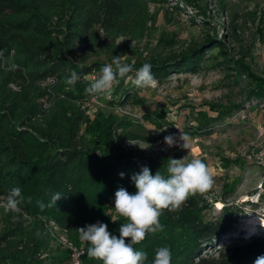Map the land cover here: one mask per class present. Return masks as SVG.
Instances as JSON below:
<instances>
[{
  "label": "trees",
  "instance_id": "trees-1",
  "mask_svg": "<svg viewBox=\"0 0 264 264\" xmlns=\"http://www.w3.org/2000/svg\"><path fill=\"white\" fill-rule=\"evenodd\" d=\"M168 1L0 0V52L17 65L8 70L0 60V199L14 187H20L25 198L19 213L0 208V264H73L69 255H61L52 248L51 221L64 228L77 245V228L85 226V219L103 214L105 204L114 203L118 188L133 193L136 188L131 176L142 166H147L152 174L158 170L166 174L168 160L172 158L134 155L123 147L124 141L149 139L136 132L127 115L105 116L98 111L90 118L95 113L89 107L91 98L101 99L105 95H89L85 89L100 75V69L112 62L113 56H119L118 38L138 42L156 32L162 4ZM151 4L155 8L151 9ZM208 5V0H179L170 9H196L190 19L203 30L201 38L179 43L174 31L162 30L154 47L147 46L145 52L126 57L122 63L134 64L137 69L150 63L154 79L161 82L171 73L199 72L206 55L214 57L218 53L219 64L229 67L235 62L236 75L246 73L250 77L248 95L264 103V77L231 56L225 42L227 33L216 37L214 20L203 17ZM171 11H164L168 22ZM220 26L223 30V21ZM231 35L234 34L228 37ZM101 54L104 59L88 61L90 55ZM73 70L81 78L75 86H68L64 81ZM64 86L68 90H63ZM112 88L110 98H106L111 106L144 103L140 94L143 88L124 80ZM240 106L232 103L214 116L199 114L196 130L206 131ZM144 117L158 123L150 115ZM162 117L159 114V119ZM225 160V166L232 162ZM120 173H124L123 178ZM261 183L264 185V179ZM26 184L31 185L30 194ZM55 192L64 197L57 201V206L41 211L37 201L48 204ZM261 195L264 199V193ZM210 208L206 192L190 195L180 209L163 211L162 232L148 234L134 247L148 254L146 264H151L155 250L164 246L171 249V264H247L264 255V231L246 238L232 237L239 233L237 221L243 208L223 202L217 214L207 217ZM35 214L39 216H28ZM119 227L112 224L108 230L119 236ZM226 239L232 242L223 245ZM218 241L222 246L215 248L213 254L203 251ZM86 247L85 244V251ZM81 264L102 261L85 254Z\"/></svg>",
  "mask_w": 264,
  "mask_h": 264
},
{
  "label": "rangeland",
  "instance_id": "rangeland-1",
  "mask_svg": "<svg viewBox=\"0 0 264 264\" xmlns=\"http://www.w3.org/2000/svg\"><path fill=\"white\" fill-rule=\"evenodd\" d=\"M176 1L179 0H169L162 4L157 30L150 38L138 42L124 37L116 40L120 45L118 55L122 61L126 57L134 58L141 51L145 52L147 46L154 47L162 30L174 31L180 40L179 43L184 44L193 37L203 36V30L198 23L195 24L190 19L196 9L185 7L179 12L171 11V6ZM208 2L203 17L214 20L216 37L220 38L219 34L227 33L225 42L231 56L249 64L254 74L264 77V0H208ZM178 5L182 8L180 2ZM201 6H204V1L201 2ZM153 8L155 5L151 4V9ZM166 9L167 12L171 11L170 22L164 17ZM195 21L199 22L198 17ZM221 21L224 22L223 30L220 26ZM209 30L211 32L212 28ZM230 33L234 35L228 37ZM96 58L104 59V56L90 55L88 61ZM219 61L221 57L218 53L214 57L207 54L203 68L199 72L171 73L161 82L155 80L153 85L144 87L140 92L144 97V103H128L122 107L126 112L109 105L106 97L101 98L99 102L89 104L90 110L95 112L91 113L90 118H94L98 111L105 116L127 115L132 120L136 132L149 138L124 141L123 147L134 155L148 154L175 159L187 156L189 160L201 159L214 176L212 188L206 191L211 203L207 217L217 214L223 202L238 205L243 208L244 213L237 221L239 233L232 237L246 238L248 235L264 231L260 220L255 224L244 221L246 216L253 214L259 215L264 222V199L261 198V194L264 193V185L261 183L264 179L262 173L264 167H261L264 164V103L258 102L255 96L248 95V88L252 86L249 82L250 77L246 73L237 76L235 62L226 67L224 63L219 64ZM62 89L68 90V87L64 86ZM111 90L113 91V88ZM41 102L44 100L41 99ZM214 103L222 106L214 107ZM232 103L241 104L242 108L213 123L206 131L196 130L199 114L214 116L219 109L222 110ZM145 114L150 115L158 123L145 119ZM159 114H162V119H159ZM163 128L167 129L161 131ZM179 129L192 137L189 151L178 146L169 147L164 143L165 136L169 134L178 136ZM225 158L232 160L227 166L224 165ZM28 185L26 184L27 191L29 189L31 191L27 194H30L32 188ZM135 191L136 189L133 193ZM103 209V214L92 220L85 219V226L103 222L109 229L112 224L120 226L126 222L115 212L113 202L105 204ZM36 215L39 216V214L28 216L33 219ZM231 242L232 240L226 239L223 245ZM221 243L218 241L214 247H207L203 251L213 254L215 248L222 246ZM85 244L79 240L77 245ZM52 248L61 255H69V250L57 242L52 243ZM247 264H254V261Z\"/></svg>",
  "mask_w": 264,
  "mask_h": 264
},
{
  "label": "clouds",
  "instance_id": "clouds-1",
  "mask_svg": "<svg viewBox=\"0 0 264 264\" xmlns=\"http://www.w3.org/2000/svg\"><path fill=\"white\" fill-rule=\"evenodd\" d=\"M0 60L8 70L17 67L3 52H0ZM151 69L150 63H144L137 69L134 64L122 63L121 56H113L112 62L100 69V75L90 82L85 92L89 95L106 94L120 80L130 82L136 88L149 87L155 82ZM80 78L73 70L64 82L68 86H75ZM191 142L192 137L180 129L178 136L169 134L164 137L167 146H178L188 151ZM120 176L123 178L124 173H120ZM131 181L136 188L135 193L120 187L114 194V210L126 221L119 227V236L109 232L107 224L103 222L77 228L79 240L87 245V256L102 261V264H146L148 254L143 250H136L134 245L141 243L148 234L164 230V225L160 222L164 210L174 212L180 209L190 195L204 193L214 184L213 175L207 165L199 158L189 160L187 156L169 159L166 174L159 170L152 174L147 166H142L139 172L131 176ZM63 197V193L55 192L48 204L42 201L37 203L43 211L45 208L57 206V201ZM24 202L22 189L14 187L6 197L0 199V208L5 212L19 213ZM28 202H31L30 197ZM260 225L264 227L261 219ZM171 259L170 247H159L155 250L151 264H171ZM254 264H264V255L258 256Z\"/></svg>",
  "mask_w": 264,
  "mask_h": 264
},
{
  "label": "built area",
  "instance_id": "built-area-1",
  "mask_svg": "<svg viewBox=\"0 0 264 264\" xmlns=\"http://www.w3.org/2000/svg\"><path fill=\"white\" fill-rule=\"evenodd\" d=\"M94 77H95V75L93 74L92 78H94ZM104 95L106 98L110 97V90ZM98 100L99 99L96 96H93L91 98V101L93 103L99 102ZM119 109H121V111H123V112H126L123 108H119ZM261 167H264V164H262ZM51 225H52V230H54L53 242H57L59 245H62L69 250V256H70L73 264H81L82 257L85 253L84 246L74 244L66 235V230L64 228L59 227L53 221H51Z\"/></svg>",
  "mask_w": 264,
  "mask_h": 264
},
{
  "label": "bare ground",
  "instance_id": "bare-ground-1",
  "mask_svg": "<svg viewBox=\"0 0 264 264\" xmlns=\"http://www.w3.org/2000/svg\"><path fill=\"white\" fill-rule=\"evenodd\" d=\"M218 205H219V202H218ZM259 220H260L259 215H253V214L252 215H249V216H246L244 218V221L249 222V223H252V224L253 223L255 224V222H257Z\"/></svg>",
  "mask_w": 264,
  "mask_h": 264
}]
</instances>
